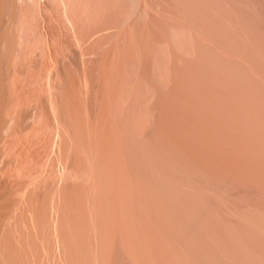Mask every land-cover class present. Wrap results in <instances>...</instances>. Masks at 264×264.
Returning a JSON list of instances; mask_svg holds the SVG:
<instances>
[{
    "label": "rangeland",
    "instance_id": "1",
    "mask_svg": "<svg viewBox=\"0 0 264 264\" xmlns=\"http://www.w3.org/2000/svg\"><path fill=\"white\" fill-rule=\"evenodd\" d=\"M224 1L0 0V264H264V204L191 161L264 170V93L185 25L263 76L264 0Z\"/></svg>",
    "mask_w": 264,
    "mask_h": 264
},
{
    "label": "bare ground",
    "instance_id": "2",
    "mask_svg": "<svg viewBox=\"0 0 264 264\" xmlns=\"http://www.w3.org/2000/svg\"><path fill=\"white\" fill-rule=\"evenodd\" d=\"M235 1V0H234ZM255 4H256V7L258 6V7H260V6H263V4L261 5V3H263V2H261V0H252ZM225 2V6H227V7H229V5H230V1L229 0H225L224 1ZM221 3H223L222 2V0H221ZM224 4V3H223ZM260 5V6H259ZM255 7V6H254ZM212 9H213V11H214V7H212ZM260 9V8H259ZM12 10V9H11ZM263 10H264V6H263V8L261 9V11L263 12ZM216 11V10H215ZM214 11V12H215ZM237 15V14H236ZM232 17V16H231ZM222 19L220 20V22L222 23L221 24V26H220V28L222 29V27H224V31H230V32H232V33H237V32H239L240 30H238L237 32H236V29H234L235 27H240L241 25H235V24H233L234 22H231V18H227V17H221ZM236 18V17H235ZM234 19V18H233ZM232 19V20H233ZM236 19H239V22H240V18L239 17H237ZM242 21V20H241ZM262 21V20H261ZM219 24V23H218ZM242 24V23H241ZM185 25L186 26H188L189 28H191L192 29V31H193V35L197 38V40H198V42H199V44L201 45V50L203 51V52H206V53H208L209 54V56L210 57H213V58H216V60H219V63H220V61H222V62H226L225 60H229V59H234V60H232V61H235V65H237L236 63H238V64H240V66L238 65V67H240V69H242L241 68V66L244 68V73H245V76L247 75V77H249V79H251L252 81V85H254L255 84V86H257L260 90H262V92L264 93V75L263 76H259L258 74H257V71L255 70V67H253L252 65H251V62L252 61H249V59L245 56V55H243V53L241 54V53H237V54H233V53H229V50H228V48H227V45H226V43H225V41H220V40H217L216 38H215V36L216 35H214V31H213V29H208V30H205V28H204V26H199V25H197V26H195V25H192V24H190V23H185ZM242 26H244L245 28H244V30L245 29H247L246 27L247 26H245V25H242ZM241 26V27H242ZM240 27V28H241ZM5 28V27H4ZM211 28V27H210ZM263 28V27H262ZM249 29V28H248ZM1 30H2V28H1ZM223 30V29H222ZM250 30V29H249ZM251 31V30H250ZM219 32V31H218ZM245 32L247 33L245 36H243L244 38H245V40H244V42H243V44H244V47L245 48H249V49H259V50H261L262 51V54H263V57H264V39H257V37L255 38H253V37H251V36H248V34L249 33H251V34H253L252 32H247L246 30H245ZM245 32H244V34H245ZM227 35H230V34H228V32H227ZM242 35H243V33H242ZM221 37V36H220ZM236 37V36H235ZM252 38V39H251ZM242 39V38H241ZM227 41V40H226ZM234 41H236V39L234 40ZM239 42V41H238ZM235 43V42H234ZM236 44L237 43H235V47H236ZM242 44V45H243ZM259 47V48H258ZM244 48V49H245ZM233 49V48H232ZM240 49V48H239ZM240 50H242V49H240ZM243 51H245V50H243ZM233 52V51H232ZM240 52V51H239ZM247 52V51H246ZM258 53V52H257ZM261 54V55H262ZM232 56H234V57H232ZM251 56H252V54H251ZM212 60V59H211ZM216 60H212V63H213V61L215 62ZM230 60V62L232 63V61ZM259 60V59H258ZM255 61V60H254ZM260 61V60H259ZM218 62V61H217ZM221 62V63H222ZM262 62V61H261ZM216 63V62H215ZM218 63V64H219ZM231 63H229V64H231ZM234 63V62H233ZM214 64V63H213ZM264 64V63H263ZM226 64H224L223 66H224V68L226 69L227 68V66H225ZM213 66V65H212ZM212 66H211V68H212ZM215 66H216V64H215ZM222 66V67H223ZM217 67V66H216ZM216 67H215V69L214 70H216ZM231 67V66H230ZM233 67V66H232ZM237 67V66H236ZM261 67V66H260ZM262 69H263V67H261ZM208 69H210V68H208ZM213 69V68H212ZM227 69H229V67L227 68ZM226 69V70H227ZM232 69V68H231ZM234 69V68H233ZM232 69V70H233ZM239 71H236V72H239L240 73V69L239 68H237ZM236 68H235V70H237ZM211 70V69H210ZM213 70V71H214ZM227 71H230V69L229 70H227ZM263 71H264V69H263ZM206 72H208V70L206 71ZM211 73H212V71H210ZM231 72V71H230ZM230 72H227V73H230ZM226 73V74H227ZM235 73V72H234ZM209 74V73H208ZM208 74H205L206 76L208 75ZM238 74V73H237ZM199 75V74H198ZM212 75V74H211ZM211 75H209L210 77H211ZM236 74H234V76H235ZM209 76H207L208 78H210ZM214 76V75H213ZM227 76V75H226ZM229 76V75H228ZM227 76V77H228ZM237 76H239V75H237ZM216 77V76H215ZM200 78V77H199ZM207 78V79H208ZM213 77H211L210 79H212ZM233 78V77H232ZM232 78H230V79H232ZM22 79V78H21ZM209 79V81H206V82H210L211 80ZM216 79V78H215ZM238 79V78H237ZM244 79V78H243ZM249 79H247V80H249ZM206 80V79H205ZM228 80H229V77H228ZM239 82V81H238ZM213 83H216L215 82V80L212 82V83H209V85L210 86H213V87H215L216 85H217V83L216 84H213ZM213 84V85H212ZM233 84V87L234 86H236V85H234V83H232ZM243 84V83H242ZM90 85V84H89ZM256 87V88H257ZM217 88V87H216ZM211 89V88H210ZM225 89H227V88H225ZM248 89V88H247ZM213 89H211V92H212V94H213V91H212ZM228 90V89H227ZM246 92V91H245ZM90 93V92H89ZM247 93V92H246ZM251 93V92H250ZM261 94V93H260ZM260 94H257V95H260ZM250 95V94H249ZM217 96H219V95H217ZM253 96V95H252ZM220 97H221V95H220ZM260 97H262V96H260ZM253 100L254 99H256V97L254 98V97H251ZM258 98V97H257ZM215 99H217V97L215 98ZM210 100H212V99H209V101ZM255 101V100H254ZM261 101H262V99H261ZM262 102H264V101H262ZM256 103V102H255ZM254 103V104H255ZM258 103V102H257ZM208 104H211L210 102L208 103ZM260 104L262 105V103H258V108L260 107H262V106H260ZM213 105V104H212ZM211 105V106H212ZM208 106V105H207ZM264 107V106H263ZM263 107H262V109H263ZM55 108V107H54ZM56 109V108H55ZM254 109H255V107H254ZM212 110V109H211ZM256 110H257V108H256ZM264 110V109H263ZM209 111H210V109H209ZM258 112H259V110H257ZM207 112V111H206ZM212 111H210V113H211ZM209 113V114H210ZM211 114H214L213 112L211 113ZM210 114V115H211ZM212 116V115H211ZM212 117H214V115L212 116ZM215 118V117H214ZM196 120V119H195ZM194 120V121H195ZM202 121V120H201ZM193 122V121H192ZM199 122H200V120H199ZM211 122L213 123L214 121L213 120H211ZM249 122V121H248ZM58 123V122H57ZM198 123V122H197ZM201 123V122H200ZM196 124V123H195ZM199 124V123H198ZM204 124V123H203ZM236 124V123H235ZM237 124H239V123H237ZM201 125H202V123H201ZM200 125V126H201ZM240 125V124H239ZM241 125H242V123H241ZM244 125V124H243ZM245 127H247V126H244V128ZM239 128V127H238ZM260 127H258V126H256L255 127V129H258L259 131H261L262 132V128H261V130L259 129ZM240 129H241V127H240ZM191 130V129H190ZM242 130V129H241ZM202 132H204V130L202 131ZM206 132V131H205ZM204 132V133H205ZM195 133V132H194ZM198 134H201V133H198ZM209 134V133H208ZM207 134V132H206V136H211V134L210 135H208ZM202 136V135H201ZM203 137V136H202ZM205 137V136H204ZM216 137V136H215ZM237 138H239V140H242V142H245V138L247 139V137H245V138H242V137H240L239 135H237L236 136ZM250 138H251V135H250ZM199 139H200V137H199ZM204 139V138H203ZM206 139V138H205ZM204 139V140H205ZM218 139V138H217ZM207 140V139H206ZM219 140H221V139H218V141ZM222 141V140H221ZM220 141V142H221ZM251 141H254V140H251ZM202 143H203V141H201ZM205 142V141H204ZM224 142H226L225 140H224ZM248 142H250V140L248 141ZM213 143V142H212ZM219 143V142H218ZM222 143V142H221ZM207 145V143L205 142L204 143V145ZM216 144V143H215ZM220 144V143H219ZM264 144V143H263ZM221 145H225V146H223V147H227V144H224V143H222ZM242 145H243V143H242ZM215 145H213V147H214ZM228 146H230V145H228ZM230 147H232V146H230ZM244 147H246L245 145H244ZM215 148H216V146H215ZM228 148V147H227ZM246 149V148H245ZM244 149V150H245ZM248 149V148H247ZM246 149V150H247ZM250 149H248V151H249ZM251 151V150H250ZM259 151H260V149H259ZM258 151V152H259ZM247 152V151H246ZM256 152V151H255ZM223 158H224V163H226L227 165L226 166H223V167H221V168H218V167H213L211 164H209V165H203L202 164V162H200V161H198L197 159H195V161L194 160H191V161H193V162H198L199 163V165H201L203 168H214V169H216V170H220V171H222L223 172V176H224V178H225V182L224 183H222L221 184V187H224L225 185H226V187H227V189H228V191H229V193L230 194H232L233 196H236V197H240V198H245V199H248V200H251V201H253V200H255L256 202L257 201H259V202H261L262 204H264V170H263V172L262 171H258V170H256V171H254V172H249L248 173V171L246 170V169H248L247 167H242V168H239V169H236V168H234V166L232 165V163H233V157H231V156H227V155H223L222 156ZM252 157H254V158H250L249 156H248V154L246 155L245 153H240L238 156H237V158H236V160H238V161H248L249 163H258L259 165H263L264 164V158H262V156H260V154L259 153H255V154H253V156ZM214 160H216V159H214ZM214 160H213V162H214ZM216 161H218V160H216ZM127 166V165H126ZM141 169V168H140ZM224 172H225V175H224ZM220 175V174H219ZM219 175H218V178H219ZM223 178V179H224ZM218 182V181H217ZM216 182V183H217ZM216 185V184H215ZM218 190V189H217ZM220 190V189H219ZM222 190V189H221ZM92 199V198H91ZM118 212V211H117ZM95 221V220H94ZM55 228V227H54ZM47 248V247H46ZM53 257V256H52Z\"/></svg>",
    "mask_w": 264,
    "mask_h": 264
}]
</instances>
